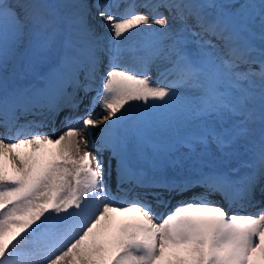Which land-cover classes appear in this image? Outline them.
<instances>
[{
	"label": "snow or ice",
	"instance_id": "6c2138e0",
	"mask_svg": "<svg viewBox=\"0 0 264 264\" xmlns=\"http://www.w3.org/2000/svg\"><path fill=\"white\" fill-rule=\"evenodd\" d=\"M0 264H264V0H0Z\"/></svg>",
	"mask_w": 264,
	"mask_h": 264
}]
</instances>
